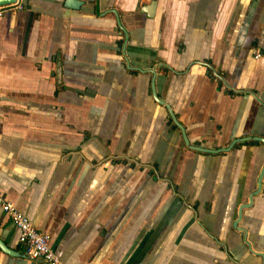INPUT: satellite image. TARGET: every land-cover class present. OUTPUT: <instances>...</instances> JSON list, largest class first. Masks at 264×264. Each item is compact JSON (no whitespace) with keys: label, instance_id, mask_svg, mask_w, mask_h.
<instances>
[{"label":"crops","instance_id":"0c3cea01","mask_svg":"<svg viewBox=\"0 0 264 264\" xmlns=\"http://www.w3.org/2000/svg\"><path fill=\"white\" fill-rule=\"evenodd\" d=\"M0 195L63 264H264V0L6 9Z\"/></svg>","mask_w":264,"mask_h":264},{"label":"built area","instance_id":"2783aa9c","mask_svg":"<svg viewBox=\"0 0 264 264\" xmlns=\"http://www.w3.org/2000/svg\"><path fill=\"white\" fill-rule=\"evenodd\" d=\"M17 7L22 8V0L0 6V15L6 9ZM262 55L258 48L254 50V58H260ZM0 208L18 229V241L27 259L36 261L38 264H63L52 248L49 234L38 230L26 214L2 195H0Z\"/></svg>","mask_w":264,"mask_h":264},{"label":"water","instance_id":"95a60500","mask_svg":"<svg viewBox=\"0 0 264 264\" xmlns=\"http://www.w3.org/2000/svg\"><path fill=\"white\" fill-rule=\"evenodd\" d=\"M16 0H0V6L15 3Z\"/></svg>","mask_w":264,"mask_h":264}]
</instances>
